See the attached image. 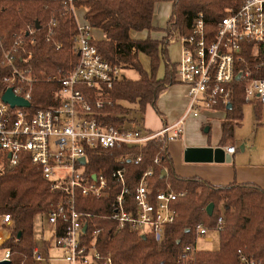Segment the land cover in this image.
Wrapping results in <instances>:
<instances>
[{"label":"built area","instance_id":"obj_1","mask_svg":"<svg viewBox=\"0 0 264 264\" xmlns=\"http://www.w3.org/2000/svg\"><path fill=\"white\" fill-rule=\"evenodd\" d=\"M33 1V0H13ZM62 4L46 25L36 23L15 33L10 41L0 37L1 66L6 68L0 95V175L18 165L23 156L41 170L43 179L62 199L49 213L42 214L51 234L35 240L32 258L35 264H51L50 251L63 255L67 264H115L111 252L103 251L95 235L88 233L87 218L76 209V199L113 198L111 220L114 234L128 231L155 236L159 241L167 227L175 224L177 212L173 203L185 196L168 186L152 192L150 180L154 168H149L132 188L125 168L112 172L110 179L103 172L88 171L87 151L146 148L152 141L170 143L181 139L186 120L201 114V110L228 108L238 84L244 86L245 104L264 105V0H242L236 9L209 27L203 15L196 19L189 36L177 35L170 40L179 43L177 83L188 90L189 105L176 123L163 126L157 132L143 128L116 127L100 121L98 112L104 107L102 95L111 90L122 72L99 53L95 33L86 20V8L77 6L82 0H51ZM21 9V7L19 8ZM75 19L73 51L79 61L66 74H37L29 65L38 34L43 32L50 42L58 28V18ZM62 43H57L58 50ZM56 83L55 103H33V91L40 81ZM8 89L16 97L28 101L29 107H11L3 101ZM235 147L227 148L233 155ZM85 159V164L81 163ZM142 155L128 154L121 163L139 165ZM160 160L156 159L155 164ZM224 225L220 217L217 229L203 225L196 229L198 238L218 233ZM13 220L0 215V262L10 261L11 251L4 249L10 237ZM87 231L84 232V228ZM61 229V230H60ZM100 233V231L98 232ZM189 250V249H188ZM241 264H255L241 255Z\"/></svg>","mask_w":264,"mask_h":264},{"label":"trees","instance_id":"obj_2","mask_svg":"<svg viewBox=\"0 0 264 264\" xmlns=\"http://www.w3.org/2000/svg\"><path fill=\"white\" fill-rule=\"evenodd\" d=\"M156 2L82 0L76 3L86 8V20L91 27L103 32L104 39L94 42L103 58L121 72L135 70L140 77L131 80L121 76L113 88L102 95L104 107L98 112L105 125L125 128L143 123L147 107H156L160 96L178 84L177 63L170 60L168 52L170 40L176 35H191L200 15L204 16L209 27H215L229 10L238 8L242 0H171V18L167 27L160 29L167 35L163 40L132 38L133 32L159 30L153 25ZM61 7L62 4L51 0H0V37L10 41L29 23L40 22L44 26ZM75 28L74 18L59 17L58 28L50 42L46 41L43 32L38 34V43L29 62L35 73H45L46 76L66 74L77 65L79 58L73 51ZM57 43L63 45L60 50ZM140 54L150 58L151 72L141 64ZM162 62L164 76L160 78L158 71ZM6 74V68L1 66L0 52V95L5 90L2 78ZM57 87L56 83L40 81L35 85L32 102L54 104ZM237 87L231 108H223L226 121L222 124V145L233 140L235 129L243 120L244 86L239 83ZM260 107L255 111L257 121L261 120ZM135 110L141 115V122L127 117ZM128 154L142 155L141 163L119 162ZM87 158L88 171L103 172L109 179L113 171L125 168L132 188L152 167L155 171L150 180L152 192L170 186L178 193H185L173 203L177 212L175 224L166 228L159 241L155 236L128 231L114 234L115 224L111 220L113 198L76 199V209L84 215H91L87 218L88 233L95 235L103 251L112 253L115 264H241L242 254L255 264H264V189L261 187L237 183L214 186L201 178L180 177L165 142L152 141L142 150L95 148L87 151ZM156 159L160 160L159 164H155ZM61 199L62 194L50 190L40 168L28 156H23L18 165L0 175V215H10L13 220L10 237L4 245V249L11 251V264H35L32 258L35 220L51 212ZM210 204L214 205L211 216L207 212ZM222 216L224 225L218 232L219 249L196 250L197 227L203 225L213 232Z\"/></svg>","mask_w":264,"mask_h":264},{"label":"crops","instance_id":"obj_3","mask_svg":"<svg viewBox=\"0 0 264 264\" xmlns=\"http://www.w3.org/2000/svg\"><path fill=\"white\" fill-rule=\"evenodd\" d=\"M167 3V2H165ZM170 4L172 10V2ZM171 13L168 12V7L163 6V3L157 1L154 8L153 25L156 29H164L167 27L171 18ZM166 25L163 26V21ZM98 40H103L104 35L102 31H97ZM96 34V33H95ZM134 39H146L151 37L154 40H163L167 35L166 33L158 34L154 32H141L131 33ZM177 36V35H176ZM170 46H168L169 49ZM140 56H145L140 54ZM149 66L146 67V71L151 72V60L147 57ZM177 63V62H176ZM123 74V72H122ZM189 105L188 90L185 86L176 84L168 88L164 92L155 107L157 113V119L160 124H148L145 129L157 132L165 125H172L178 122L184 115ZM245 106V105H244ZM255 111L257 107L264 105H254ZM260 107V108H261ZM231 105L227 109H230ZM244 108V107H243ZM255 116V114H254ZM244 119V113H243ZM256 120V118H255ZM226 121L225 110H201V114L197 117H189L184 124V133L180 140L170 143L168 146L170 156L174 163L176 173L183 178H201L204 181L214 186H228L230 184H254L264 189V156H259L256 153V149L248 148L243 145V142L239 143V148L242 150L239 152L237 142L234 135L233 140L225 145L220 144L223 133L222 124ZM262 117L260 121H257V125H262ZM241 125L237 126L241 127ZM261 123V124H260ZM235 129V130H236ZM249 146V145H248ZM235 147L236 151L233 155L227 153V148ZM188 148L195 149H223L225 152L224 157L227 155L230 157V161L224 162H202L201 160L187 161L185 159V151ZM36 233L34 243L36 240ZM43 237V236H42ZM205 239V238H204ZM206 243L214 242L212 237L205 239ZM55 250H51L50 253ZM52 264V263H51Z\"/></svg>","mask_w":264,"mask_h":264},{"label":"rangeland","instance_id":"obj_4","mask_svg":"<svg viewBox=\"0 0 264 264\" xmlns=\"http://www.w3.org/2000/svg\"><path fill=\"white\" fill-rule=\"evenodd\" d=\"M160 1V3H163V6L168 7V12L171 13V6L170 4L167 3H171V0H157ZM167 2V3H165ZM173 9V8H172ZM167 19H165V21H163V26L166 25L165 22ZM40 23V22H39ZM30 24H35V23H29L27 25H25L24 28H26L28 25ZM46 25V24H45ZM22 28V29H24ZM156 33L158 34H163L164 32L162 30H158L156 31ZM98 32H96L95 36H98ZM169 57L170 60L173 63H176L179 61L180 58V45L179 43H171L169 45ZM141 64L143 65V67L146 69V67L149 66L148 64V60L147 57L145 56H140L139 57ZM122 76H125L128 79L131 80H139V74L135 71V70H126L123 72ZM158 76L160 78H162L164 76V64L163 62L161 63V66L159 68L158 71ZM205 111V110H203ZM243 113H244V119H243V123L241 127H238L235 130V140H236V144L237 147L239 149V152L242 151L239 148V143L243 142V145L248 148H251L253 146V148L256 149V153L259 156H264V106L261 107V117H262V125L258 126L257 122L255 120V106L252 104H245L244 108H243ZM129 119H139V121L141 122V115L135 110V111H131L129 113V115L127 116ZM144 122L140 123V125H135V124H131L130 127L132 128H145L148 127V124H160L159 120L157 119V113L155 110V107L153 106H148L146 113L144 115ZM261 124V123H260ZM170 145V144H169ZM249 145V146H248ZM246 147V148H247ZM172 189V188H171ZM201 193V191L199 192ZM220 208L222 209L223 206L221 205ZM223 212V211H222ZM35 233H36V241L40 242L42 239V236L44 235V237L48 240L51 241V234L49 232V225L47 224L46 220L42 217V216H38L35 220ZM210 237L213 238L214 242L212 243H206L204 238H198L197 242H196V250L198 251H216L219 249V235L218 233L214 232V233H210L209 234ZM4 250H0V258L1 255L4 254ZM50 257L52 259H54L52 264H67L66 262H63L62 258L63 255L60 252L57 251H52L50 253Z\"/></svg>","mask_w":264,"mask_h":264},{"label":"water","instance_id":"obj_5","mask_svg":"<svg viewBox=\"0 0 264 264\" xmlns=\"http://www.w3.org/2000/svg\"><path fill=\"white\" fill-rule=\"evenodd\" d=\"M37 29L40 28L39 22L36 23ZM3 101L11 105V107H29L30 104L28 101L23 100L22 98L16 97L12 91V89H8L4 96H3ZM225 152L223 149H209V148H204V149H195V148H188L185 151V159L187 161H192V160H201L202 162H224L230 161V157L227 155L224 157ZM81 163L85 164V159H81ZM166 172L164 171L163 175ZM214 211V205L210 204L207 207V212L208 215H212ZM87 231V227L84 228V232ZM0 264H11L10 261H4L0 262Z\"/></svg>","mask_w":264,"mask_h":264}]
</instances>
